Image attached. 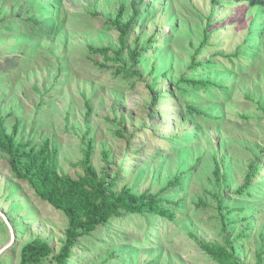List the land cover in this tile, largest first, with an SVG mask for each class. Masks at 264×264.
Listing matches in <instances>:
<instances>
[{
  "label": "rangeland",
  "instance_id": "1",
  "mask_svg": "<svg viewBox=\"0 0 264 264\" xmlns=\"http://www.w3.org/2000/svg\"><path fill=\"white\" fill-rule=\"evenodd\" d=\"M133 4L122 40L110 22L124 6L127 24ZM136 47L146 51L133 64ZM0 121L18 125L20 146L48 141L60 175H85L90 143L118 192L158 195L181 180L160 197L172 218L123 212L69 264L231 263L207 246L243 264L264 258V0H0ZM252 164L259 175L238 194ZM67 229L0 150V252L11 244L0 264H21L37 242L51 252L30 264H57Z\"/></svg>",
  "mask_w": 264,
  "mask_h": 264
},
{
  "label": "trees",
  "instance_id": "2",
  "mask_svg": "<svg viewBox=\"0 0 264 264\" xmlns=\"http://www.w3.org/2000/svg\"><path fill=\"white\" fill-rule=\"evenodd\" d=\"M133 7L134 16L127 24H121V19L126 10L124 6L119 9L115 21L110 22L119 31L122 40L126 37L139 15L135 4H133ZM19 17L21 18V16ZM210 30L211 25L209 24L205 29L201 47L193 56V60L211 40ZM148 45L150 46L149 43ZM89 49L92 54L102 55L106 59L112 53L110 48L90 47ZM144 51L146 49L141 51L140 48L136 47L131 52L130 58L133 64H137V59ZM123 71L118 69L117 72L128 77L141 76L138 71ZM183 82L195 87L215 86L210 81L184 80ZM17 138L18 125L14 127L12 133H8L4 129V123L0 121V150L10 158L12 174L19 181L28 183L39 199L48 203L55 210L62 212L68 219L66 241L59 256L56 258L57 264H69L73 250L77 247L80 240L90 237L100 227H104L112 218L119 216L123 212L133 215L150 212L165 218L173 217V214L164 208L163 200L160 197L170 187L179 186L180 178L177 177L169 182L168 186L158 195L148 193L137 195L128 187H124L118 192L116 191L115 179H112L106 173H104L102 178L100 177L98 170L93 164L94 148L90 143L86 145L83 151V161L81 163L85 175L75 179L58 173L54 165L55 155L48 141L38 148L30 143L26 146H20L17 144ZM107 157L108 155L106 154L105 158ZM250 170L251 174L247 177L245 185L238 190V194H245L252 183L251 177L259 175L260 170L254 164L251 165ZM206 250L210 255L229 260L230 264H243L234 254L227 253L223 248L214 249L207 246ZM50 252V249L41 242L28 245L23 249L21 264L33 263L49 255ZM263 261V256L259 254L257 264H263Z\"/></svg>",
  "mask_w": 264,
  "mask_h": 264
},
{
  "label": "water",
  "instance_id": "3",
  "mask_svg": "<svg viewBox=\"0 0 264 264\" xmlns=\"http://www.w3.org/2000/svg\"><path fill=\"white\" fill-rule=\"evenodd\" d=\"M6 221H7V219H6ZM7 223L9 224V222L7 221ZM11 244H9L6 248H4L1 252H0V254H2L9 246H10Z\"/></svg>",
  "mask_w": 264,
  "mask_h": 264
}]
</instances>
